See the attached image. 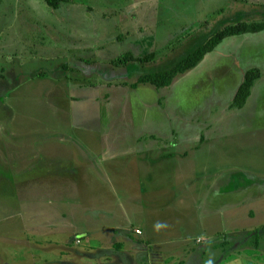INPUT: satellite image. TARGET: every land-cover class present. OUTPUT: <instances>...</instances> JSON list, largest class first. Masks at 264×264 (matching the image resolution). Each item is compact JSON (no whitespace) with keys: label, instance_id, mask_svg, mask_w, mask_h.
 <instances>
[{"label":"rangeland","instance_id":"obj_1","mask_svg":"<svg viewBox=\"0 0 264 264\" xmlns=\"http://www.w3.org/2000/svg\"><path fill=\"white\" fill-rule=\"evenodd\" d=\"M262 19L264 0H66L58 9L43 0H0V264H56L62 256L88 264L69 257L72 249L89 243L86 231L101 235L112 227L125 234L140 229L149 252L160 242L150 228L156 222H167L173 239L179 225L188 233L195 218L184 220L182 208L193 217L191 204L203 207L195 179L217 171V179L206 180L221 188L264 180V44L244 46L263 65V78L258 101L241 110L226 108L243 81L231 59L212 55L160 90L138 87L136 73L109 61L153 52L158 59L144 73L164 72L226 25ZM139 132L176 140L169 155L186 157L160 190H151L159 179L136 175ZM200 138L211 147L199 145ZM147 191L149 207L140 198ZM246 200L222 199L193 226L196 238L217 230V252L199 261L200 245L191 243L192 264L215 257L217 264H264V234L256 232L264 209ZM162 246L155 249L165 252L161 264L188 257L178 240ZM34 251L48 261L33 258Z\"/></svg>","mask_w":264,"mask_h":264},{"label":"crops","instance_id":"obj_2","mask_svg":"<svg viewBox=\"0 0 264 264\" xmlns=\"http://www.w3.org/2000/svg\"><path fill=\"white\" fill-rule=\"evenodd\" d=\"M263 20L264 19H262V21ZM262 21H260V22H262ZM150 33L152 35V32H150ZM255 39L259 43L264 44V31H262L260 33H255V34H244L241 36L227 38L221 43V45L219 44L214 49L213 52L205 55L204 58L200 61V63L197 66L204 64L212 55H218L219 57L224 58V59H231L233 61V63L235 64V67L239 71L240 76L244 80L245 72L248 71L249 69L258 68L260 71L261 70L263 71V65L253 63L250 59L249 53L243 52L244 50L249 52L250 49L248 48V44H249V42H251ZM148 40H149V44H150L149 47L151 49H153L154 48V46L152 44L153 38L149 37ZM180 42L181 41H178V43H180ZM183 43H185V42H183ZM244 46H246L249 50L244 49ZM147 50H150V49H147ZM125 54H127V53H125ZM149 54H151V53H149ZM157 59H158V56L156 55L155 60L148 63V64L150 66L153 65L155 63V61H157ZM109 61L110 62L112 61L111 63L113 64V60H109ZM114 62H115V60H114ZM134 63L135 62H132L127 66H119L118 67V68H122V69H128L129 75L136 73V75L138 76V80H136L134 82V84H136L142 76H144L146 74H154V73H144L143 68L147 64H140V63L134 64ZM192 70H190V71H192ZM190 71H188L187 73H189ZM262 71H261V74H262L261 80L263 78ZM155 73H157V72H155ZM187 73H185V74H187ZM185 74H183V75H185ZM183 75H179V76H183ZM257 82L253 86L252 91H251V96L247 100L245 106L252 103V101H254V100H256V102L258 101V99H256V94H255L256 88L258 86ZM241 84H242L241 82L238 83L236 90L234 92H232V94L230 95V101H229V104L226 106V108L230 109V105H231V103H232V101H233V99L237 93V90ZM136 85H138V87H139L140 85H144V84L140 83V84H136ZM147 85L153 86L151 84H147ZM169 87H167V88H169ZM134 89H137V87ZM231 110H233V109H231ZM235 110H237V109H235ZM108 115H110V114L105 113V116H108ZM115 120H116V116H115ZM112 126L115 127V125H112ZM108 129H111V128L108 127ZM209 129L210 128H207V131ZM111 130L114 133L115 129L112 128ZM214 131H217V130H214ZM115 134L116 133H114L113 137H117V141H118V139L120 137H118L119 135H115ZM139 134H140V138H139L140 144L138 145V148H139V150L137 151L138 155H136L134 157L135 158L134 159L135 160L134 166L136 169H138L136 175H137V177H139L141 179H145V180H148V179L151 180L153 178L159 179L153 185L151 182V186H153L151 190H154L156 188L160 190L162 188V186H168L172 183V177H171L172 172H173L172 168H176L173 165L178 164V163H180V161L185 160L186 157L181 156V154L179 156L169 155L170 151L168 149H172L173 147L178 146V143L174 139H172V144H170L168 139H166L165 137H163L162 134H159L157 132L149 133L148 139H144V136L147 135V132H145V133L139 132ZM157 137H159L160 139H156ZM189 139H190V137H188L186 139L183 138V140H189ZM146 142H147V144H146ZM211 143L212 142H209V138H207V140L204 138H200V140H199V145L204 144V146H206L205 148L211 147ZM216 143L217 142H214L215 146H217ZM140 145H142L143 147L140 148ZM43 161H44V158H43ZM179 166H182V164H180ZM97 168L100 169V166L99 167L97 166ZM72 170L74 171V173L78 172L77 167L75 165L72 166ZM208 173L209 172L205 173V176L203 177V179H201V180L195 179L194 180L195 183L201 182L200 186L198 187V189L201 191V193H199L196 196L201 195L203 207L201 208L199 206V203L197 205L191 204V207L194 210L193 217H189V213H188V211L186 212L185 206L182 208L183 212H181V216L183 215L184 220H188L189 218H191V219L195 218L193 220V222L191 223V225L189 224L188 233H187V230L184 229V227L182 225H179L178 228L180 229V232H179L180 235L177 239L176 238L173 239V236H170L169 229H168L169 225L167 224V222H164V221L159 222V223L156 222L155 225L150 226V228L152 229L153 232L158 231L160 234V242H159V244L156 245V247H155L156 250L158 249L157 247L162 246L163 243H165V244H168L169 242H172V243L175 242L176 243V240H178L179 243H182V246L184 248L183 250L187 254L188 257L185 256L183 259H181L180 264H187V263L192 264V262H190V259L192 261V257H193L192 255H194L196 253L197 249L195 247L192 249L193 246L191 245V243H194L195 245H200L197 247V248H200L199 256H198V257H200L199 261H202V257H203V259H206L207 256H210L208 252H215V254H216L217 244L215 241L217 240V230L214 231L216 233H214L211 237L208 235L207 236L202 235V237L200 236V237L196 238L195 236L191 235V233H190V232H192L193 226L195 227L196 223L199 225L203 218H205V217L213 214L215 211H217L216 207L214 206V203H217V205H218L220 203V200H222V199H225L228 201V200H231L232 198L237 199L240 197V199H242V198L247 199L246 201L254 203L258 207H260V209H262V210L264 209V200L263 201L258 200L259 196L264 195V180L259 182V180H257V179H251L252 182H249L248 185H246V186L245 185L241 186V187L229 186V187L221 188L219 185H217V182H215L216 184H215V186H213L214 184L210 185L206 180V178H211L213 174L214 175L212 178L217 179V171L215 173L213 172L212 175H210ZM228 180H229V178L227 177L226 182ZM228 182H229V184L231 183L230 181H228ZM261 187L263 189L262 192L259 191V188H261ZM167 188H169V187H167ZM185 188H186V191L189 192L190 185L187 183L185 185ZM139 194H140V192H139ZM148 194H150L149 191H147L143 195L140 194V198L142 201L145 200L146 206H148L149 199L144 195H148ZM202 195L206 196V199L208 200V202L203 198ZM221 195H223V197L225 196V198H222ZM142 196H143V198H142ZM153 203H155V202H153ZM262 227H264V226H262ZM201 229H202V227H201ZM135 230H140V229H135ZM202 230H206V229L203 228ZM94 232L95 231H86V233H87L86 235H91V238L88 237L89 243H87L86 245H84L83 247L78 249L77 251L72 249L74 252L72 253V255H69V257L72 256L73 258H76V259H78V258L82 259V257H84V258H86V261L88 262V264H161L163 262H166L161 257V255L165 256V252L162 249L159 248V251H155V249L151 250V251H154V253L149 251V250H148L149 252H147L146 250H142V249L147 248L145 241L141 238L143 236L142 231H141L140 235H136L135 232H133V234H125V232L121 231L120 228H113L112 227V228H104L103 231L101 232V235H97ZM115 232H117V233H115ZM249 233H251V232H248L247 234H249ZM238 234H239V232H238ZM92 238H95V240L98 243V246L92 245V244H94V241L92 240ZM141 239H142L143 243L140 241ZM225 241L227 242L226 237H225ZM42 242H44V241L42 240ZM99 242H101L103 244V248L99 247ZM105 243H107V246L105 245ZM134 247H136L135 250L133 249ZM209 249H211V250H209ZM35 252H38L39 254H31L33 256V258H38L39 260H41L45 263L48 261L46 259L47 256H43V257L40 256L41 251H34V253ZM148 253H150V254H148ZM143 254H146V256H143ZM157 258H159V259H157ZM61 259H62V262H58L56 264H71V263L63 260L64 256H62ZM188 259H189V262H188ZM50 260H54V258H52ZM58 260H60V259H58ZM186 260H187V262H186ZM199 261L197 263H199ZM211 264H217V257H215V260L212 261Z\"/></svg>","mask_w":264,"mask_h":264},{"label":"trees","instance_id":"obj_3","mask_svg":"<svg viewBox=\"0 0 264 264\" xmlns=\"http://www.w3.org/2000/svg\"><path fill=\"white\" fill-rule=\"evenodd\" d=\"M47 6L52 9H58L66 0H43ZM264 31V21L262 22H247L237 21L234 24L226 25L222 29L217 30L200 45L197 49L191 52L186 58L179 62L173 69L164 72L146 74L142 76L137 84H151L156 89H164L169 87L173 80L179 75H183L194 69L205 55L214 51L225 39L230 37L241 36L244 34H255ZM156 58L155 53L148 54L143 58H137L130 53L120 56L113 62L114 66H127L129 63L136 62L140 64H148ZM261 71L258 68H252L245 72L244 80L239 86L237 93L230 105V109L241 110L244 108L247 100L251 96V91L255 83L261 79ZM264 234V227L256 231ZM255 232V233H256ZM255 235V234H254Z\"/></svg>","mask_w":264,"mask_h":264},{"label":"built area","instance_id":"obj_4","mask_svg":"<svg viewBox=\"0 0 264 264\" xmlns=\"http://www.w3.org/2000/svg\"><path fill=\"white\" fill-rule=\"evenodd\" d=\"M135 233H136L137 235H140V234H141V231H140V230H135Z\"/></svg>","mask_w":264,"mask_h":264}]
</instances>
